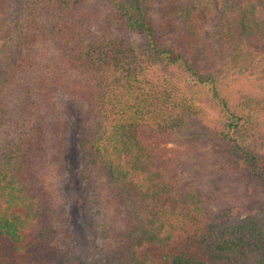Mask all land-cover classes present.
<instances>
[{
  "label": "trees",
  "instance_id": "16d2710c",
  "mask_svg": "<svg viewBox=\"0 0 264 264\" xmlns=\"http://www.w3.org/2000/svg\"><path fill=\"white\" fill-rule=\"evenodd\" d=\"M262 42L264 0H0V233L20 248L37 221L50 228L40 156L59 88L86 100L61 98L60 130L79 137L80 180L98 172L118 198L119 264H264V155L225 69L206 64ZM194 139L220 143L246 200L218 210L221 190L184 177L177 147ZM185 243L204 256L174 250Z\"/></svg>",
  "mask_w": 264,
  "mask_h": 264
},
{
  "label": "rangeland",
  "instance_id": "374dc122",
  "mask_svg": "<svg viewBox=\"0 0 264 264\" xmlns=\"http://www.w3.org/2000/svg\"><path fill=\"white\" fill-rule=\"evenodd\" d=\"M215 12V8L209 11L210 19L205 26L209 36L220 20ZM222 52V55H210L206 64L225 69L230 97L248 116L241 135L247 144L264 155V42L250 43L234 52L224 46ZM58 89L49 101L54 114L53 125L48 129V132L53 130L49 136L50 149L40 156L43 193L49 199L46 217L50 228L46 230L37 221L25 233L20 248L0 233V260L2 264H119L122 211L118 198L98 172L92 171L88 181L80 180L79 137L69 131L62 134L60 130L68 117L62 114L61 98L67 97L73 107L83 110L88 108L86 100L72 92L62 96ZM54 128L57 129L54 131ZM61 138L65 143L63 149ZM177 148L187 159L188 167L183 174L190 184L205 191H222L224 201L217 204L218 210L246 200L244 182L233 170L232 162L222 157L219 142L186 140ZM248 214L238 215L246 218ZM174 250L204 256V248L198 243H185Z\"/></svg>",
  "mask_w": 264,
  "mask_h": 264
}]
</instances>
